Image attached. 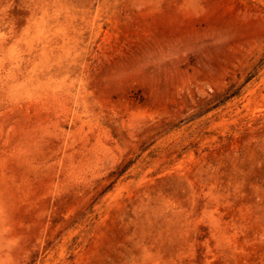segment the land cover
Here are the masks:
<instances>
[{"label": "rangeland", "instance_id": "1", "mask_svg": "<svg viewBox=\"0 0 264 264\" xmlns=\"http://www.w3.org/2000/svg\"><path fill=\"white\" fill-rule=\"evenodd\" d=\"M0 264H264V0H0Z\"/></svg>", "mask_w": 264, "mask_h": 264}]
</instances>
